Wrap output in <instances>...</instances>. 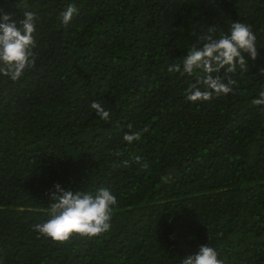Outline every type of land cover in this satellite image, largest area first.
Returning a JSON list of instances; mask_svg holds the SVG:
<instances>
[{"label": "trees", "instance_id": "1", "mask_svg": "<svg viewBox=\"0 0 264 264\" xmlns=\"http://www.w3.org/2000/svg\"><path fill=\"white\" fill-rule=\"evenodd\" d=\"M69 5L77 13L65 26ZM0 9L37 17L35 66L16 82L0 76V264H181L205 244L225 264H264V113L252 104L264 90V0H0ZM233 22L251 26L257 58L243 54L232 93L187 102L204 74L168 66ZM129 124L147 129L131 144ZM56 184L109 189L110 230L62 245L39 236Z\"/></svg>", "mask_w": 264, "mask_h": 264}, {"label": "clouds", "instance_id": "2", "mask_svg": "<svg viewBox=\"0 0 264 264\" xmlns=\"http://www.w3.org/2000/svg\"><path fill=\"white\" fill-rule=\"evenodd\" d=\"M76 13L77 9L69 5L60 14L61 23L67 26ZM36 19L34 12L26 10L22 19L14 20L10 14L0 9V76L16 82L35 66L37 53L34 51L36 40L33 33L36 30ZM200 40L204 41L201 48L193 45L180 63L169 65L167 69L169 73L179 72L182 76H194L197 72L204 74L186 89L185 99L189 103L207 102L232 93L235 81L229 74L235 73L238 66L242 71H247L244 53H247L251 60H255L258 55L256 35L250 25L241 22L231 23L229 31L219 35H213V29L210 28L209 34L200 37ZM222 70L223 76L220 75ZM252 104L264 113V90L252 100ZM90 107L101 120H109L110 112L99 102L93 101ZM127 127L129 131L123 134V141L129 144L139 141L142 133L147 131L146 128L133 131L130 124ZM134 162L140 166L141 171H146L149 167L141 156H136ZM123 163L128 166L129 162ZM161 179L167 181V177ZM54 189L50 196V219L33 226L39 236L62 245L68 242L74 233L92 239L110 230L117 198L109 189L100 188L94 193H73L63 190L59 184L54 185ZM181 264L225 262L219 258L215 248L205 244L199 247L196 254L184 257Z\"/></svg>", "mask_w": 264, "mask_h": 264}]
</instances>
